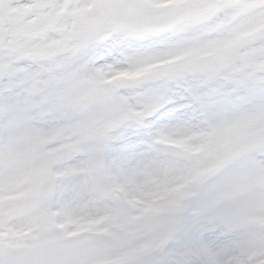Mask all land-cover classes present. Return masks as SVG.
<instances>
[{
  "label": "snow or ice",
  "instance_id": "6c2138e0",
  "mask_svg": "<svg viewBox=\"0 0 264 264\" xmlns=\"http://www.w3.org/2000/svg\"><path fill=\"white\" fill-rule=\"evenodd\" d=\"M0 264H264V0H0Z\"/></svg>",
  "mask_w": 264,
  "mask_h": 264
}]
</instances>
